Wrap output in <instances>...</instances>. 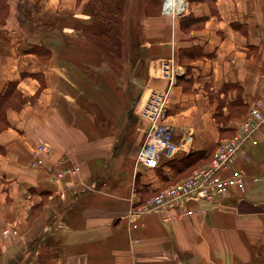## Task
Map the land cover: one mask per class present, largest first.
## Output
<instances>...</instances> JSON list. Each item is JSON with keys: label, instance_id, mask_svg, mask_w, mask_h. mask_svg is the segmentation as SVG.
Instances as JSON below:
<instances>
[{"label": "crops", "instance_id": "0c3cea01", "mask_svg": "<svg viewBox=\"0 0 264 264\" xmlns=\"http://www.w3.org/2000/svg\"><path fill=\"white\" fill-rule=\"evenodd\" d=\"M162 1L141 0L112 59L84 34L82 0H0V264H264V126L225 170L243 171V190L190 200L184 218L130 215L208 160L264 93V0H185L180 19ZM164 91L182 150L149 168L141 111ZM39 143L51 152L32 168Z\"/></svg>", "mask_w": 264, "mask_h": 264}, {"label": "built area", "instance_id": "2783aa9c", "mask_svg": "<svg viewBox=\"0 0 264 264\" xmlns=\"http://www.w3.org/2000/svg\"><path fill=\"white\" fill-rule=\"evenodd\" d=\"M179 6L174 12L175 3ZM185 0H163L162 12L171 15L174 19L182 13ZM178 12H181L178 14ZM170 17V16H169ZM172 75V71H171ZM264 87V77L262 79ZM167 91L157 93L151 102L145 106L141 113L147 121V133L145 140L138 152V161L146 167L155 168L161 162L172 160L182 145L173 139L171 126L164 121L165 104ZM264 126V93L260 105L251 107L245 120L241 123L237 133L228 139L221 141L210 163L194 171L190 176L174 185L159 190L156 194L148 198L139 207L131 209L130 215L140 217L150 212L168 210L174 207L180 208V217L191 215L193 210L187 205L190 200H208L210 202L219 201L231 188L243 190L245 187V174L241 169H234L230 173L225 170L229 166L233 157L241 152L246 145L260 144L259 135ZM187 141H192V136L187 137ZM264 148V144H262ZM51 148L47 143H39L33 149V157L30 162L32 168H37L45 163V156L50 154ZM63 172H58L62 176ZM254 180H256L254 178ZM17 233L16 229L8 227L2 230L3 235Z\"/></svg>", "mask_w": 264, "mask_h": 264}, {"label": "rangeland", "instance_id": "374dc122", "mask_svg": "<svg viewBox=\"0 0 264 264\" xmlns=\"http://www.w3.org/2000/svg\"><path fill=\"white\" fill-rule=\"evenodd\" d=\"M128 2V0H82L83 22L81 23V28L83 29L84 34L93 41V44L101 47L104 53L110 56L112 59H117L119 56L121 57L125 55L123 42L125 43V36L128 32L127 29L130 30V28L127 27V22L131 21V23H134L136 19H139L137 18V11L139 9L141 0H132V2L129 4L130 6L132 5L131 8L128 5ZM0 3V7L3 6V3ZM188 5V2L187 6L184 4L182 13L178 15V19L187 15ZM127 7L129 8L130 13H127ZM46 14L51 16V18L57 17L48 13ZM65 20L68 22L69 20H73V18L67 17ZM134 31L136 35H138V30L136 27H134ZM133 50L134 49H132L131 52ZM129 70L131 76L138 74L139 78H142L144 74V68H142V64L137 65L136 59L133 58H130ZM233 136L230 134L227 137L229 138ZM212 156L213 155H211L208 160L198 161L191 164V168H196V171L202 166H206L208 163H210Z\"/></svg>", "mask_w": 264, "mask_h": 264}, {"label": "bare ground", "instance_id": "6f19581e", "mask_svg": "<svg viewBox=\"0 0 264 264\" xmlns=\"http://www.w3.org/2000/svg\"><path fill=\"white\" fill-rule=\"evenodd\" d=\"M180 2L179 3H175V6H174V12L176 11L175 9H177V7L179 6ZM181 12H178V14H180ZM170 18H172L171 15H169ZM174 17H176V14L174 13Z\"/></svg>", "mask_w": 264, "mask_h": 264}]
</instances>
